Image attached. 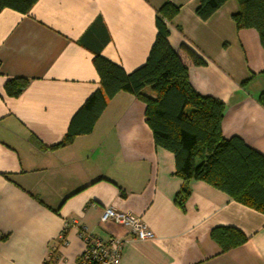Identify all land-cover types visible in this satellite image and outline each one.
Listing matches in <instances>:
<instances>
[{"label": "crops", "instance_id": "1", "mask_svg": "<svg viewBox=\"0 0 264 264\" xmlns=\"http://www.w3.org/2000/svg\"><path fill=\"white\" fill-rule=\"evenodd\" d=\"M167 1L179 7L169 41L193 87L226 105L223 136L239 135L264 155V108L257 101L264 48L255 29L237 28L238 0L205 21L196 14L198 0H38L26 14L6 8L0 11V264H43L52 254L53 264H76L85 248L82 226L105 240L124 239L120 264H264L262 212L204 181L190 183L183 209L176 204L183 180L175 156L155 144L146 104L134 95L114 96L90 134L58 146L100 87L91 47L109 35L101 54L131 73L146 62L157 11ZM183 44L206 64L194 65ZM16 77L29 83L10 97L5 83ZM105 207L141 217L154 239L102 223ZM216 227H235L248 239L220 253L211 238Z\"/></svg>", "mask_w": 264, "mask_h": 264}, {"label": "trees", "instance_id": "2", "mask_svg": "<svg viewBox=\"0 0 264 264\" xmlns=\"http://www.w3.org/2000/svg\"><path fill=\"white\" fill-rule=\"evenodd\" d=\"M37 1L0 0V11L10 8L26 14ZM227 1L198 0L196 14L200 19L208 20ZM238 2L240 9L232 16L237 28L255 29L264 48V0ZM178 12L179 7L170 1L157 11V34L148 58L131 73L101 54L109 35L96 47H91L100 87L73 116L58 146L71 143L77 136L90 134L108 101L121 92H128L146 104L147 123L155 144L175 156L176 174L183 180L175 196L180 208L185 207L191 194L190 183L204 181L235 201L264 214V155L239 135L225 138L222 134L225 103L203 95L193 87L189 67L169 41V23ZM89 33L88 30L83 38ZM182 48L194 65L206 64L195 50L185 44ZM28 83L26 78H11L5 83V91L10 97H18ZM257 101L264 108V89ZM211 238L219 246L220 253L237 248L248 239L235 227H216L211 231ZM53 259L54 254L46 264H53Z\"/></svg>", "mask_w": 264, "mask_h": 264}, {"label": "built area", "instance_id": "3", "mask_svg": "<svg viewBox=\"0 0 264 264\" xmlns=\"http://www.w3.org/2000/svg\"><path fill=\"white\" fill-rule=\"evenodd\" d=\"M100 221L119 225L125 228L129 235L139 240H151L155 237L141 217L113 207L103 209ZM78 234L85 243V248L76 264H120L125 246L124 239L111 237L105 240L87 232L83 226L78 229ZM46 261L43 264H46Z\"/></svg>", "mask_w": 264, "mask_h": 264}]
</instances>
